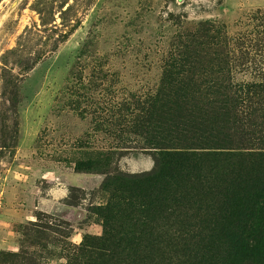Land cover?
<instances>
[{
	"label": "rangeland",
	"instance_id": "374dc122",
	"mask_svg": "<svg viewBox=\"0 0 264 264\" xmlns=\"http://www.w3.org/2000/svg\"><path fill=\"white\" fill-rule=\"evenodd\" d=\"M159 146L264 152V0H0V264H83L104 179ZM212 204L174 211L160 264L192 261Z\"/></svg>",
	"mask_w": 264,
	"mask_h": 264
},
{
	"label": "trees",
	"instance_id": "16d2710c",
	"mask_svg": "<svg viewBox=\"0 0 264 264\" xmlns=\"http://www.w3.org/2000/svg\"><path fill=\"white\" fill-rule=\"evenodd\" d=\"M158 148L152 169L104 179L102 187L112 191L97 207L102 233L83 237L82 256L88 259L83 264H116L120 255L129 264H160L157 232L194 198L213 204L208 235L191 264H264V152L206 168L207 152ZM215 169L225 172L213 178ZM145 247L150 251L143 253Z\"/></svg>",
	"mask_w": 264,
	"mask_h": 264
}]
</instances>
